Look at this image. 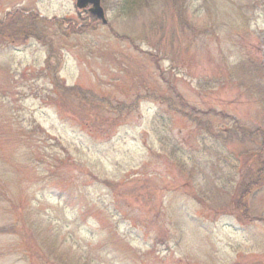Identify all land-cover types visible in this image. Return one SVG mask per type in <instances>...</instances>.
<instances>
[{
    "label": "rangeland",
    "instance_id": "1",
    "mask_svg": "<svg viewBox=\"0 0 264 264\" xmlns=\"http://www.w3.org/2000/svg\"><path fill=\"white\" fill-rule=\"evenodd\" d=\"M76 2L0 0V264H264V0Z\"/></svg>",
    "mask_w": 264,
    "mask_h": 264
},
{
    "label": "water",
    "instance_id": "2",
    "mask_svg": "<svg viewBox=\"0 0 264 264\" xmlns=\"http://www.w3.org/2000/svg\"><path fill=\"white\" fill-rule=\"evenodd\" d=\"M102 0H77L76 6L85 12L89 11L92 15L102 21L103 24H107L105 10L101 4ZM91 5L89 8L88 6ZM80 13V12H79Z\"/></svg>",
    "mask_w": 264,
    "mask_h": 264
},
{
    "label": "trees",
    "instance_id": "3",
    "mask_svg": "<svg viewBox=\"0 0 264 264\" xmlns=\"http://www.w3.org/2000/svg\"><path fill=\"white\" fill-rule=\"evenodd\" d=\"M144 1H146V0H124V6L126 7V8H125V11H126V12H127V11H130V10L132 9V7L136 9L137 7H139L140 5H142V4L144 3ZM128 9H129V10H128ZM9 16H10V15H9ZM180 105L182 106V108H188L187 103L184 102L182 99H181V104H180ZM178 111L181 112V113H183V115H185V113H187L185 110H178ZM182 111H185V112H182ZM254 183H256V182H253V183H251V184H248V185L250 186V188H249V186L247 185L246 188H244V189L242 190L241 197H240L239 200L242 199V197L244 196L245 193L251 191V190H250V189H251V185L254 184ZM241 201H242V204H243V199H242ZM242 206H243V208L245 209V212H247L248 210L246 209V207L244 206V204H243ZM241 208H242V207H241Z\"/></svg>",
    "mask_w": 264,
    "mask_h": 264
},
{
    "label": "flooded vegetation",
    "instance_id": "4",
    "mask_svg": "<svg viewBox=\"0 0 264 264\" xmlns=\"http://www.w3.org/2000/svg\"><path fill=\"white\" fill-rule=\"evenodd\" d=\"M259 179H261L260 174H259ZM249 184H250V183H249ZM248 186H249V185H248ZM254 186H257V184H256V183H255V184H252V185H251V189H252V187H254ZM249 188H250V186H249ZM251 189H250V190H251ZM249 194H250L249 192L245 193L244 196L242 197V199L244 200ZM245 207H246V209L248 210L247 213L245 214V217L248 218V220H249V219H250V218H249V214H248V213H249V208H248L247 206H245Z\"/></svg>",
    "mask_w": 264,
    "mask_h": 264
}]
</instances>
